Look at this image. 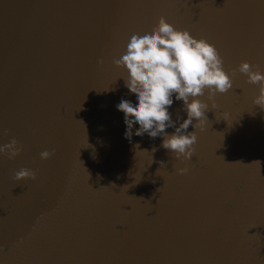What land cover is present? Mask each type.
Returning <instances> with one entry per match:
<instances>
[{
  "label": "water",
  "instance_id": "95a60500",
  "mask_svg": "<svg viewBox=\"0 0 264 264\" xmlns=\"http://www.w3.org/2000/svg\"><path fill=\"white\" fill-rule=\"evenodd\" d=\"M159 16L213 44L226 72H264V0H0V144L21 148L0 154V264H264L258 84L237 72L199 97L187 160L135 121L122 134L115 104L134 95L113 61ZM20 168L34 176L13 179Z\"/></svg>",
  "mask_w": 264,
  "mask_h": 264
},
{
  "label": "clouds",
  "instance_id": "9594fccd",
  "mask_svg": "<svg viewBox=\"0 0 264 264\" xmlns=\"http://www.w3.org/2000/svg\"><path fill=\"white\" fill-rule=\"evenodd\" d=\"M113 63L125 71L126 75L122 76L124 86L134 95V100L121 98L115 104L123 114L125 127L122 134L128 138L135 121L138 127L131 134L161 137L160 146L177 160H187L193 153L197 136L195 131H187L189 126L203 130L207 120L208 105L199 97L207 92L208 99L213 101L217 93L230 90L237 72L244 74L248 83L259 85L252 103L264 110V72L254 69L246 60L226 72L222 57L213 44L205 38L192 36L186 29L175 27L164 16L157 17L149 28L131 31L122 54ZM174 99L182 102L181 110L186 112V118L178 126L180 117L173 121L169 112ZM169 127L174 128L171 134L165 131ZM20 151L15 138L0 144V154H6L9 159H14ZM52 154L44 150L39 157L44 160ZM186 171L187 168L177 169L178 174ZM33 176L31 169L20 168L14 172L13 179Z\"/></svg>",
  "mask_w": 264,
  "mask_h": 264
}]
</instances>
